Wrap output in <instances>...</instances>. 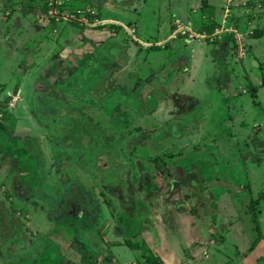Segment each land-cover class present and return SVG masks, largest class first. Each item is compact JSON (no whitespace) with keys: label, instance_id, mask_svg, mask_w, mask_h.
Masks as SVG:
<instances>
[{"label":"rangeland","instance_id":"1","mask_svg":"<svg viewBox=\"0 0 264 264\" xmlns=\"http://www.w3.org/2000/svg\"><path fill=\"white\" fill-rule=\"evenodd\" d=\"M92 1H48L42 20L84 24L82 43L35 63L38 80L1 99L0 217L15 220L0 225V264H137L174 218V196L197 208L247 186L263 235L264 0H174L157 17L154 0H118L128 9L109 14ZM20 60L0 67L12 74ZM10 151L26 153L28 171L15 174ZM73 193L82 201L70 213L61 202ZM211 220L215 245L236 240L233 225Z\"/></svg>","mask_w":264,"mask_h":264},{"label":"crops","instance_id":"2","mask_svg":"<svg viewBox=\"0 0 264 264\" xmlns=\"http://www.w3.org/2000/svg\"><path fill=\"white\" fill-rule=\"evenodd\" d=\"M48 1L49 0H0V4L3 5L0 7V52H2L3 55H0V62L11 63L10 60L19 58V56L21 57L19 66L16 67V71H13L12 74L8 73L11 67L7 69L0 67V105H2L1 99L7 96L5 92L12 91L15 93H22L25 90L24 85L30 86L31 83L38 80L39 75L33 73L34 67H36L34 65L35 63L39 65V61H47L49 64L51 61L54 63L63 61V58L69 55V53H67L68 51H74L77 44L82 43L80 39L82 35L87 32L83 26L84 24L78 21H71V19L66 20L64 16L60 17L58 20L55 18L50 21L42 20L44 19L43 16L45 11L47 12L49 7ZM73 3L71 2L70 5H75V7H77V4L81 6L80 4H85L87 2L86 0H74ZM88 3L92 4L93 1L89 0ZM122 3L124 2L118 0H100L97 2V5L98 7L101 6V10L103 9L108 14L114 11L124 13L128 7L123 6ZM151 4L154 6L153 17H157L155 13L160 12L163 8L166 9L167 5L169 7L173 6L174 0H154ZM142 7L141 3L139 7L140 17L142 16ZM59 8H61L60 11H62L63 7L59 6ZM134 10H137V8H134ZM158 21L159 19L156 24H154L153 29L157 30ZM140 25L144 26V31H147L144 21L140 23ZM103 27L105 26H94L95 29ZM141 28L142 27L139 26L138 34H141ZM74 57L77 58L76 55ZM78 74L82 76L81 73ZM73 77H75V75ZM2 83H5V85H2ZM7 105L8 103L6 102L4 106ZM7 117L4 116L5 119ZM32 145L31 143L25 144V152L27 154ZM26 153H23L21 157L20 153L17 154L14 151H10V156L18 165L17 169L14 171L15 174L26 172L25 170L28 171L30 162L26 159H22L25 158L24 154ZM32 164H34V162ZM21 181H23V179H21ZM223 182L228 189H231L232 185H234L232 178L228 181L224 180ZM216 186V190L219 191L221 185L216 184ZM245 188L246 187H243L244 192L242 194L238 193L237 190L236 194L231 193L232 195L226 196L222 202H220V198H209V202L206 199H201L200 206L197 208H187L185 200L180 204L176 202V197L174 196V210L170 213L174 215V218L172 220H164L162 226L156 229L157 232L153 234V236H155L152 246L153 249L150 245V254L148 257H146L143 262H140L139 259L137 264H260L264 256V234L262 235L260 226L256 225L257 221L252 216L253 214L248 211V209L250 210L249 206L244 205L246 201L244 198L247 196H243V194L248 195L245 190L252 192V189L248 186L246 189ZM21 194L23 193H17V197L20 198ZM68 197L71 196H66L61 202L62 208ZM0 202V208H2L3 199H0ZM78 203L80 202L74 200V205L70 210L67 208L63 209L71 213ZM181 208L183 209L182 211ZM4 211L6 214L0 217V225L6 227V225L14 221L15 218L5 209ZM161 215L164 217L165 213ZM213 216L217 217L220 223L228 226L233 225V227L236 228L235 237L237 236V238L233 243L225 244L224 247L218 244L215 245L216 243L208 236L209 232H205L211 229V227H207V219L212 221L211 218ZM183 221H186V228H183ZM240 230L243 232V235ZM256 233L259 234L256 240L258 242L257 245H249V243L254 241ZM230 236L232 239V234H230ZM97 239H99L98 235L97 238L95 237V242H97ZM240 240L241 244L239 243ZM14 241L15 240L12 239V242ZM126 242L131 243L129 241ZM113 243H115V241L112 242L111 245L105 247L106 256H114L112 246L115 244L112 245ZM100 248L101 246L95 244L92 253L99 252ZM128 249L130 253L131 251L135 252V249L132 247ZM125 250L127 251V249ZM231 251H233V253H231ZM154 254L158 258L153 256ZM86 258L89 257H83V259ZM94 258L95 259L86 260L87 264H108V259H106V257L104 258L106 262H104V260L99 261L96 257ZM133 264H135V262Z\"/></svg>","mask_w":264,"mask_h":264},{"label":"trees","instance_id":"3","mask_svg":"<svg viewBox=\"0 0 264 264\" xmlns=\"http://www.w3.org/2000/svg\"><path fill=\"white\" fill-rule=\"evenodd\" d=\"M0 6H1V4H0ZM98 26H100V24H98ZM214 28V27H213ZM212 28V29H213ZM258 29H256V30H254L253 32V35H261V32L260 33H258ZM8 103V102H7ZM6 117L7 116H9V113H8V111L6 112V115H5ZM69 196H71V197H68V198H66V201H65V204H63V208H67L68 210H70L72 207H73V205H74V200L76 201H78V202H81L80 200H81V198H80V196H79V194L78 193H74L73 195L72 194H70ZM259 198L260 197H258V199H257V197L255 196V198L253 199V201H252V205H253V210H254V208H255V204H257V200H259ZM69 207V208H68Z\"/></svg>","mask_w":264,"mask_h":264}]
</instances>
